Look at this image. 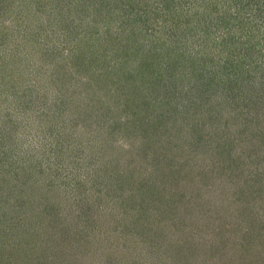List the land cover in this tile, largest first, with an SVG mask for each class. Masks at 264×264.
I'll list each match as a JSON object with an SVG mask.
<instances>
[{
	"label": "rangeland",
	"instance_id": "1",
	"mask_svg": "<svg viewBox=\"0 0 264 264\" xmlns=\"http://www.w3.org/2000/svg\"><path fill=\"white\" fill-rule=\"evenodd\" d=\"M0 264H264V0H0Z\"/></svg>",
	"mask_w": 264,
	"mask_h": 264
}]
</instances>
